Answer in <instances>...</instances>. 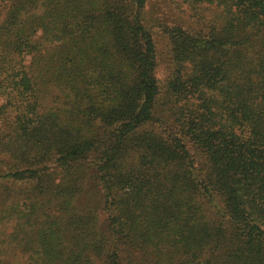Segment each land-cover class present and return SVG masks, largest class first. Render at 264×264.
I'll use <instances>...</instances> for the list:
<instances>
[{"label": "trees", "instance_id": "16d2710c", "mask_svg": "<svg viewBox=\"0 0 264 264\" xmlns=\"http://www.w3.org/2000/svg\"><path fill=\"white\" fill-rule=\"evenodd\" d=\"M172 1L162 80L147 0H0V264H264V0Z\"/></svg>", "mask_w": 264, "mask_h": 264}, {"label": "rangeland", "instance_id": "374dc122", "mask_svg": "<svg viewBox=\"0 0 264 264\" xmlns=\"http://www.w3.org/2000/svg\"><path fill=\"white\" fill-rule=\"evenodd\" d=\"M174 2L172 0H147V17L149 19L148 25H150V30L152 33L153 40L156 45L157 55H158V69L157 76L164 80L166 73L168 72V68L171 66V61L167 55V44L164 38V27L170 25H182L189 26L191 21L185 15H183L179 10L174 6ZM0 10L2 11V5L0 4ZM2 14V12H1ZM3 100L0 98V105ZM47 107L51 105V103H46ZM55 167L54 163L46 164L47 169H53ZM59 172V170H58ZM57 172L56 179L58 180L60 175ZM2 175L4 172L0 169V183H5L8 187L18 189L29 186V182H12L9 180L2 179ZM86 191H84L78 198L75 200V204L82 208L86 207L93 200L96 193L94 192V188L91 185L90 181L86 182ZM100 220L104 219V215L101 214L99 216Z\"/></svg>", "mask_w": 264, "mask_h": 264}]
</instances>
